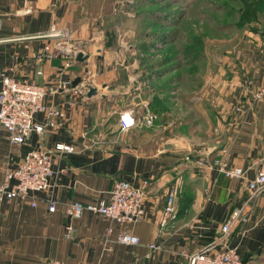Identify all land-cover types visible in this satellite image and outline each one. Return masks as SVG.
<instances>
[{"label": "crops", "instance_id": "crops-1", "mask_svg": "<svg viewBox=\"0 0 264 264\" xmlns=\"http://www.w3.org/2000/svg\"><path fill=\"white\" fill-rule=\"evenodd\" d=\"M84 3L0 0V71L43 86L44 104L59 111L53 126H45L41 134H30L21 144H11L0 126V182L26 152L52 151L46 191L27 199L0 201V264H185L183 252L204 246L234 248L240 264H264V193L253 196L246 189L247 180L264 164V93L254 97L264 83V44L255 37L239 42L235 54L239 71L222 92L223 116L215 121L220 135L205 147L190 153L187 143L158 141L146 127H133L121 132L114 148L108 140L103 142L100 124L105 113L115 114L117 130L113 96L133 93V87L143 99L145 93L150 94L144 92L146 84L138 70H127L125 64L126 71L103 67L101 60L96 63L86 51L82 61L71 60L60 51L59 43H73L64 33L72 32L73 13ZM51 25L62 35H54ZM85 75L95 89L90 96L75 91L76 84H72L75 77L80 80ZM119 75L122 81L118 82ZM34 121L42 124L46 117L36 113ZM58 143L73 145L75 150L53 151ZM197 154L220 156L228 165L241 167L244 176L226 178L214 168L199 166L194 159ZM115 180H125L133 187L142 180L148 182L139 220L118 225L88 211L78 218L66 214L71 201L105 199ZM173 182L178 187L175 217L160 227L166 190ZM48 198L55 202L54 212L47 211ZM233 207L242 209L244 221L232 224L224 235L220 226ZM67 225L71 230L65 235ZM107 227L112 229L108 235ZM119 232L135 235L138 243H118L115 236ZM149 244L158 247L151 249Z\"/></svg>", "mask_w": 264, "mask_h": 264}, {"label": "rangeland", "instance_id": "rangeland-1", "mask_svg": "<svg viewBox=\"0 0 264 264\" xmlns=\"http://www.w3.org/2000/svg\"><path fill=\"white\" fill-rule=\"evenodd\" d=\"M243 1L85 0L64 36L103 67L138 70L150 96L143 99L133 87V93L113 96L111 106L118 113L146 102L156 114L146 131L158 141L187 143L195 153L220 135L215 121L223 116L222 92L239 71V42L255 37L264 44V3L245 19ZM114 116L105 113L100 124L103 142L115 148L121 132Z\"/></svg>", "mask_w": 264, "mask_h": 264}, {"label": "built area", "instance_id": "built-area-1", "mask_svg": "<svg viewBox=\"0 0 264 264\" xmlns=\"http://www.w3.org/2000/svg\"><path fill=\"white\" fill-rule=\"evenodd\" d=\"M1 25V21H0ZM50 30L56 36H61L62 32L54 30L53 25ZM59 49L63 54L73 60L77 52L84 54L75 43L69 45L59 43ZM69 59L64 65H68ZM88 76L80 78L75 85L78 92H86L91 87ZM264 93V83L254 92L257 98ZM45 88L26 79H14L6 72L0 71V126L6 131L7 139L11 144H21L26 141L32 133L41 134L45 126H53V117L59 111L49 107L43 102ZM139 111L134 108H124L118 112L116 128L119 132H125L133 127H150L156 119V114L148 107L146 102H141ZM36 113H43L46 117L45 123L34 121ZM85 133H81V138H85ZM83 143L82 146H86ZM75 150L73 145L55 144L53 151L71 152ZM52 151L35 149L25 153L18 166L4 173L0 182V201L14 198L27 199L32 193L46 191L49 187L51 170ZM196 164L202 167L214 168L218 173L226 178L240 179L244 176V170L237 165H228L227 161L220 156L201 157L195 160ZM148 182L142 180L140 186L133 187L125 180L113 181L105 199L99 198L93 202L81 203L71 201L67 204L66 214L78 218L83 211L100 215L118 225L137 221L143 215L142 202L145 188ZM177 184L173 182L168 185L165 201L161 210L158 225L163 227L167 221L174 219V201L177 194ZM246 189L255 196L264 193V164H262L254 176L247 180ZM33 205V203H31ZM55 202L52 198L47 199V211L54 212ZM244 221L242 209L233 207L227 220L220 226L222 234H227L230 226L234 223ZM71 230L70 226H65V235ZM111 227H107L105 234L111 232ZM244 232V229L243 231ZM115 241L124 245L138 243V238L128 232H119L115 236ZM149 248L156 249L158 245L149 244ZM185 264H240L238 252L231 247L212 249L204 246L196 252H183ZM51 264H66L60 261H52ZM80 264V263H78Z\"/></svg>", "mask_w": 264, "mask_h": 264}, {"label": "trees", "instance_id": "trees-1", "mask_svg": "<svg viewBox=\"0 0 264 264\" xmlns=\"http://www.w3.org/2000/svg\"><path fill=\"white\" fill-rule=\"evenodd\" d=\"M253 2L251 4L247 3L246 0H244L243 5H244V9H245V14H242L243 18H248V17H252L254 10L257 6V4L262 5L264 3V0H252Z\"/></svg>", "mask_w": 264, "mask_h": 264}, {"label": "water", "instance_id": "water-1", "mask_svg": "<svg viewBox=\"0 0 264 264\" xmlns=\"http://www.w3.org/2000/svg\"><path fill=\"white\" fill-rule=\"evenodd\" d=\"M84 58H85V55H83L81 52H77L74 57L76 61H82ZM78 82H79V77H75L72 80V84H77ZM94 93H95V89L93 87L87 88V91H86L87 96L93 95Z\"/></svg>", "mask_w": 264, "mask_h": 264}]
</instances>
